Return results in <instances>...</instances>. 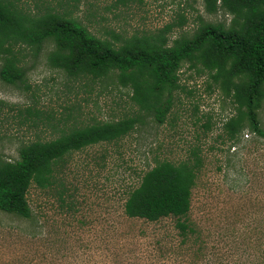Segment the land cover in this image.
<instances>
[{
  "label": "rangeland",
  "instance_id": "374dc122",
  "mask_svg": "<svg viewBox=\"0 0 264 264\" xmlns=\"http://www.w3.org/2000/svg\"><path fill=\"white\" fill-rule=\"evenodd\" d=\"M11 1L33 17L66 14L118 45L167 26L172 45L202 23L230 27L233 20L225 10L209 13L204 0ZM55 49L51 41L37 55L15 47L25 83L17 88L0 79V155L6 161L19 160L29 143L141 114L116 74L70 77L52 65ZM179 78L163 125L147 119L123 139L58 161L51 185L33 183L29 190L31 218L0 210V264H264V138L245 128L231 139L225 124L235 105L208 71L184 63ZM259 116L264 130V103ZM197 158L186 236L173 217L148 222L125 214L146 172L164 161Z\"/></svg>",
  "mask_w": 264,
  "mask_h": 264
},
{
  "label": "trees",
  "instance_id": "16d2710c",
  "mask_svg": "<svg viewBox=\"0 0 264 264\" xmlns=\"http://www.w3.org/2000/svg\"><path fill=\"white\" fill-rule=\"evenodd\" d=\"M204 2L211 14L219 10L231 14V26L202 23L192 37L182 36L172 45L166 35L172 26H167L156 35L133 36L118 45L66 14L48 12L33 17L11 0H0L3 82L17 88L25 83L26 72L15 47H31L37 55L51 41L56 48L50 56L54 67L74 78L102 79L116 74L119 84L132 90V100L141 111L120 121L72 130L52 141L24 145L15 162L0 155L1 211L31 218L29 190L33 183L50 186L58 161L70 153L123 139L147 119L163 125L180 89L179 71L184 63L208 71L232 98L236 114L225 124L231 139H237L245 128L264 138L259 116L264 103V0ZM199 163L198 158L195 163H159L130 193L125 214L148 222L173 217L180 234L186 236L192 230L186 218L192 209Z\"/></svg>",
  "mask_w": 264,
  "mask_h": 264
}]
</instances>
